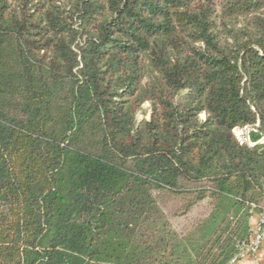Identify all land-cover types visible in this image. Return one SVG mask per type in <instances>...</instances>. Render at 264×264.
<instances>
[{
    "label": "trees",
    "instance_id": "16d2710c",
    "mask_svg": "<svg viewBox=\"0 0 264 264\" xmlns=\"http://www.w3.org/2000/svg\"><path fill=\"white\" fill-rule=\"evenodd\" d=\"M213 1L0 0V264H228L249 242L264 0Z\"/></svg>",
    "mask_w": 264,
    "mask_h": 264
},
{
    "label": "built area",
    "instance_id": "2783aa9c",
    "mask_svg": "<svg viewBox=\"0 0 264 264\" xmlns=\"http://www.w3.org/2000/svg\"><path fill=\"white\" fill-rule=\"evenodd\" d=\"M251 129V128H250ZM237 128H235L233 130V134L236 138H238V142L240 144L242 143H248L251 145V143L249 142V138L248 139H240L239 136L240 134H237ZM242 131V130H241ZM240 131V133H241ZM244 131L247 133H249V129H247V127L244 128ZM250 240L248 243L243 244L240 247V251L237 255H235L228 264H234L239 260H242L246 257H250V258H255V262L253 264H264V262L262 261H258L256 259V255L258 250L260 249V247L263 245L264 243V213L259 215L256 221V224L254 226H252V228L250 229Z\"/></svg>",
    "mask_w": 264,
    "mask_h": 264
},
{
    "label": "rangeland",
    "instance_id": "374dc122",
    "mask_svg": "<svg viewBox=\"0 0 264 264\" xmlns=\"http://www.w3.org/2000/svg\"><path fill=\"white\" fill-rule=\"evenodd\" d=\"M215 3H218L219 1L218 0H215L213 1ZM217 23H219V20H217ZM150 105L149 103H144L141 107V110L139 111V113L137 114L136 116V119L137 121H141L142 119H148L149 118V115H150ZM200 118L203 119V115H200ZM237 134L239 133L240 136L239 138L240 139H248V133L247 131L245 132L244 131V128H237ZM247 129L251 130L250 127H247ZM234 130V129H233ZM242 130V131H241ZM241 131V133H240ZM233 132V131H232ZM234 135V134H233ZM235 137V136H234ZM236 138V137H235ZM238 140V138H236ZM250 142V141H249ZM264 142V138H262L259 143H263ZM252 145V144H251ZM187 221L185 219H180V220H177V222L174 223V226H176L177 228L181 229V227H185V226H182L183 224H185ZM189 223V222H188ZM189 224H192V219H191V222ZM188 224V225H189ZM187 225V226H188Z\"/></svg>",
    "mask_w": 264,
    "mask_h": 264
},
{
    "label": "crops",
    "instance_id": "0c3cea01",
    "mask_svg": "<svg viewBox=\"0 0 264 264\" xmlns=\"http://www.w3.org/2000/svg\"><path fill=\"white\" fill-rule=\"evenodd\" d=\"M257 218H258V215H256V214L251 217V221H250L251 228H252V226H254L256 224ZM256 259L258 261L264 262V243L260 247V249L258 250L257 255H256ZM254 262H255V258L246 257L242 260L237 261L234 264H253Z\"/></svg>",
    "mask_w": 264,
    "mask_h": 264
},
{
    "label": "water",
    "instance_id": "95a60500",
    "mask_svg": "<svg viewBox=\"0 0 264 264\" xmlns=\"http://www.w3.org/2000/svg\"><path fill=\"white\" fill-rule=\"evenodd\" d=\"M258 127V125H255V126H252V127H250L251 128V130H254L255 128H257ZM259 143V142H258Z\"/></svg>",
    "mask_w": 264,
    "mask_h": 264
}]
</instances>
